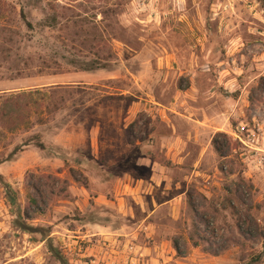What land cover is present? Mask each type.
<instances>
[{
	"label": "rangeland",
	"instance_id": "374dc122",
	"mask_svg": "<svg viewBox=\"0 0 264 264\" xmlns=\"http://www.w3.org/2000/svg\"><path fill=\"white\" fill-rule=\"evenodd\" d=\"M16 92L0 264H60L12 222L29 172L25 222L63 264H264V0H0V101Z\"/></svg>",
	"mask_w": 264,
	"mask_h": 264
},
{
	"label": "trees",
	"instance_id": "16d2710c",
	"mask_svg": "<svg viewBox=\"0 0 264 264\" xmlns=\"http://www.w3.org/2000/svg\"><path fill=\"white\" fill-rule=\"evenodd\" d=\"M19 17L21 18L23 24L25 25L26 30H33V25L29 20H27L24 16V13L20 10L19 11ZM55 23V17H52L49 22H47L46 25H52ZM85 68V67H84ZM22 92H16V93H10L7 96H4L2 100L0 101V115L1 117H4V119H11L10 115L7 112V108L11 103L15 104L17 101L14 100V95H20ZM1 96V95H0ZM221 136L222 140H219L217 137ZM225 134L220 131H215L209 140V143L212 147V149L215 151V153L219 157H223L228 154L230 146H229V139L225 138ZM27 183L31 189V193L28 197V200L26 204L23 206L21 211V216L15 215L12 218V222L14 225H16L18 228L27 230V231H34L38 232L40 236L44 238L45 244L47 246V249L49 252L57 259V261L60 264H63V258L62 256L56 251V249L51 244V241L49 237L47 236L48 233L46 229L43 226L39 225H32L27 224L25 222V219L30 218V215L34 212L39 210L40 202L44 201V192H45V184L42 182L39 176H34L33 173L29 172L27 174ZM188 205L191 206L193 209V205L190 201H188ZM199 218L201 221L204 220V217L202 215H199ZM174 248L177 250V245L173 244Z\"/></svg>",
	"mask_w": 264,
	"mask_h": 264
},
{
	"label": "built area",
	"instance_id": "2783aa9c",
	"mask_svg": "<svg viewBox=\"0 0 264 264\" xmlns=\"http://www.w3.org/2000/svg\"><path fill=\"white\" fill-rule=\"evenodd\" d=\"M257 163L260 166H263L264 165V155L263 154H258V156H257Z\"/></svg>",
	"mask_w": 264,
	"mask_h": 264
},
{
	"label": "crops",
	"instance_id": "0c3cea01",
	"mask_svg": "<svg viewBox=\"0 0 264 264\" xmlns=\"http://www.w3.org/2000/svg\"><path fill=\"white\" fill-rule=\"evenodd\" d=\"M207 144H208V143H207ZM149 158H150L151 162L156 163L152 157H149ZM153 163H152V164H153ZM150 168L152 169L151 165H150ZM179 195H180V193H179V192H176V193L173 194L169 199H176L177 197H179Z\"/></svg>",
	"mask_w": 264,
	"mask_h": 264
}]
</instances>
